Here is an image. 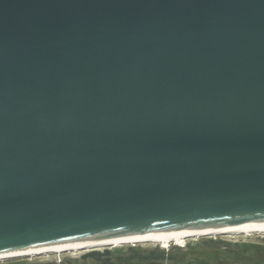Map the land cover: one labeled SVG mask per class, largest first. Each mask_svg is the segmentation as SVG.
Segmentation results:
<instances>
[{"label": "water", "instance_id": "obj_1", "mask_svg": "<svg viewBox=\"0 0 264 264\" xmlns=\"http://www.w3.org/2000/svg\"><path fill=\"white\" fill-rule=\"evenodd\" d=\"M264 220V0H0V253Z\"/></svg>", "mask_w": 264, "mask_h": 264}, {"label": "rangeland", "instance_id": "obj_2", "mask_svg": "<svg viewBox=\"0 0 264 264\" xmlns=\"http://www.w3.org/2000/svg\"><path fill=\"white\" fill-rule=\"evenodd\" d=\"M0 264H264V234L191 238L168 248L151 243L10 259Z\"/></svg>", "mask_w": 264, "mask_h": 264}, {"label": "bare ground", "instance_id": "obj_3", "mask_svg": "<svg viewBox=\"0 0 264 264\" xmlns=\"http://www.w3.org/2000/svg\"><path fill=\"white\" fill-rule=\"evenodd\" d=\"M253 235L264 234V220L238 224H222L219 226L183 227L172 229H159L154 232L127 235L109 239L77 241L65 244H51L22 251L0 253V262L41 255H60L63 253H80L87 250H98L100 248H119L124 245L135 246L151 243L168 248L170 244L183 246L186 240L191 238L213 237L217 235Z\"/></svg>", "mask_w": 264, "mask_h": 264}]
</instances>
